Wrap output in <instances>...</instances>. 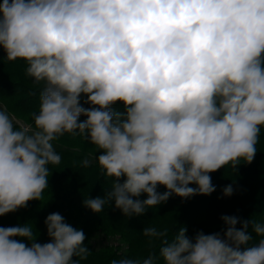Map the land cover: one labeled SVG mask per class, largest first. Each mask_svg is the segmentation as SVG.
<instances>
[{"label": "clouds", "instance_id": "1", "mask_svg": "<svg viewBox=\"0 0 264 264\" xmlns=\"http://www.w3.org/2000/svg\"><path fill=\"white\" fill-rule=\"evenodd\" d=\"M0 47L43 85L33 123L0 106V216L43 200L49 165L61 162L53 141L66 133L100 151L101 174L111 179L104 197L84 206L100 213L114 201L125 217L173 194L211 195L210 173L255 157L264 128V0H3ZM222 191L231 196L233 187ZM221 219L222 234L192 238L183 226L171 240L145 227L161 239L159 256L111 264H264V223ZM45 225L43 244L30 223L0 227V264L87 259L82 230L59 213Z\"/></svg>", "mask_w": 264, "mask_h": 264}, {"label": "trees", "instance_id": "2", "mask_svg": "<svg viewBox=\"0 0 264 264\" xmlns=\"http://www.w3.org/2000/svg\"><path fill=\"white\" fill-rule=\"evenodd\" d=\"M3 0H0L2 3ZM26 63L17 59L9 61L0 47V104L23 124L33 123L30 114L39 109V94L43 85H36L25 75ZM86 97L81 98V103ZM85 108L90 107L83 104ZM114 110L124 111L117 102ZM86 117H81L83 121ZM56 152L61 156L58 165H49L48 188L43 192V200L29 201L27 207L0 216V227L24 224L33 226L38 243L50 242L45 219L49 214L59 213L66 223L80 229L85 234L84 246L90 254L80 264H111L112 260L124 258L145 259L150 254L159 256L161 239L143 234L145 227L157 231H168L171 240L181 226L186 227L189 238L202 231L205 234L223 232L226 228L222 216H235L240 221L253 220L264 223V128L256 145L257 152L250 164H241L234 170L231 165L210 173L215 191L211 195H195L181 198L173 194L167 202L149 208L143 215L125 217L114 206V201L105 205L100 213L85 207L86 198L104 197L111 189V180L102 175L96 160L100 151L83 136L64 134L53 141ZM90 159L89 166L83 161ZM231 185L233 194L223 195V188ZM189 187H196L190 184ZM163 193L166 188L158 186ZM142 194L139 199H146ZM135 199V198H134ZM241 225L238 223L237 228ZM251 244L262 238L252 231ZM105 239L95 242L96 237ZM30 246L25 238H17ZM79 259L73 257V260ZM159 264H163L162 258Z\"/></svg>", "mask_w": 264, "mask_h": 264}, {"label": "rangeland", "instance_id": "3", "mask_svg": "<svg viewBox=\"0 0 264 264\" xmlns=\"http://www.w3.org/2000/svg\"><path fill=\"white\" fill-rule=\"evenodd\" d=\"M0 106H2V105L0 104ZM2 107H3V106H2ZM16 121H19V123L23 124V123H22L20 120H18V119H16ZM14 123H15V121H14ZM88 160L90 161V159H88ZM109 179H110V178H109ZM110 180H111V179H110ZM123 180H124V178L122 177L121 180H120V182L122 183ZM95 242H97V243H104V242H105V239H103V238H101L100 236H98V237H96Z\"/></svg>", "mask_w": 264, "mask_h": 264}]
</instances>
